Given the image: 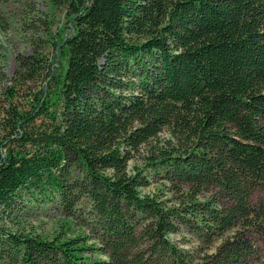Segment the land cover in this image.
Masks as SVG:
<instances>
[{
  "label": "trees",
  "instance_id": "obj_1",
  "mask_svg": "<svg viewBox=\"0 0 264 264\" xmlns=\"http://www.w3.org/2000/svg\"><path fill=\"white\" fill-rule=\"evenodd\" d=\"M50 1L53 59L0 68V264H264V0Z\"/></svg>",
  "mask_w": 264,
  "mask_h": 264
},
{
  "label": "rangeland",
  "instance_id": "obj_2",
  "mask_svg": "<svg viewBox=\"0 0 264 264\" xmlns=\"http://www.w3.org/2000/svg\"><path fill=\"white\" fill-rule=\"evenodd\" d=\"M0 7L6 24V29L0 28V68L8 76L13 75L19 66V55L31 53L36 47L41 49L48 61L52 60L57 33L65 37L69 32L65 10L53 5L50 0H2ZM3 84L4 81L0 80V89ZM154 185L145 190H152ZM32 205L22 210L21 216L31 220L43 233H58L68 221L51 202ZM74 223L69 222V234L83 229ZM63 229L66 230V226Z\"/></svg>",
  "mask_w": 264,
  "mask_h": 264
}]
</instances>
